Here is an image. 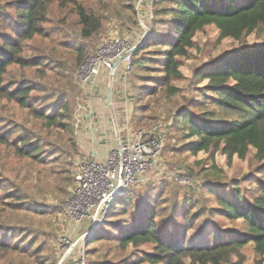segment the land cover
<instances>
[{"label":"rangeland","instance_id":"obj_1","mask_svg":"<svg viewBox=\"0 0 264 264\" xmlns=\"http://www.w3.org/2000/svg\"><path fill=\"white\" fill-rule=\"evenodd\" d=\"M5 1L0 0V6ZM82 2L100 18L99 31L91 38L83 39L74 10L51 5L47 21L42 25L44 34L25 41L20 54L25 59H39L42 64L10 66L5 77L6 83L23 81L35 86L28 95L27 106L0 100V133L12 132L8 142L0 143V243L15 242V246L26 249V245H21L22 239L12 240L13 236L23 234V239L31 244L38 242L40 257L47 264H81L82 261L106 264L123 258L134 261L141 254L151 252L150 245L122 248L118 242L107 238L87 246V239L83 246L78 242L83 235L91 234L105 224L111 216L107 213L109 207L119 194L112 197L106 212H98L101 200L95 194L89 197L81 194L75 177L91 161L101 164L103 173L106 172V160L116 150V135L124 141L129 134L142 130L156 134L159 140V149L146 172L136 174L133 183L120 191L122 194L130 190L133 195L129 205H125L123 215L108 218L109 222L120 226L138 220L142 211L154 217L163 233H172L175 228L184 227L192 214L199 212L194 229L187 234L193 239L198 231H205V221L210 219L209 209L218 208L206 196L203 188L206 184L223 183L228 191L234 183L240 184L242 190L252 188L259 180L264 181V175L259 173L264 168V160L259 162L254 150H249L245 159L234 157L230 163L218 151L212 162L208 153L193 155L181 150L188 141L174 125L176 112L188 108L206 85L205 79L196 81L195 72L227 51L264 44V26L242 42L220 40L213 26L205 27L195 35L188 56L180 59L182 78L169 82L168 86L176 90L173 94L167 91V86L155 85L162 74L151 62L147 63L149 69H133L126 78L121 76V67L114 78L108 71L101 70L97 77L84 84L79 76L82 65L76 63L74 44L80 42L87 56L94 55L100 45L111 38L129 47H138L150 30L153 12L152 0H135L133 9L124 0ZM154 88V93L147 94ZM107 89L111 103L107 101ZM134 89L142 92L135 102L129 101L128 97ZM33 106L49 115L54 110L62 113L61 124H66L68 129L47 126L43 118L33 113ZM191 112L196 114L195 110ZM21 138L40 147L37 157L42 161L17 156L16 146H21L18 143ZM96 192H105L104 182L98 184ZM15 196L20 197L21 204H32V210L37 208L44 213L38 215L12 208L11 204L16 203ZM175 206L176 212H173ZM136 210L140 212L136 214ZM241 222L221 217H215L213 221L223 233L245 231ZM63 238L72 247L62 245ZM241 253V264H254L257 259L252 244L244 247ZM236 262L232 258L226 264ZM0 264H34V261L29 254L3 252L0 248Z\"/></svg>","mask_w":264,"mask_h":264},{"label":"trees","instance_id":"obj_2","mask_svg":"<svg viewBox=\"0 0 264 264\" xmlns=\"http://www.w3.org/2000/svg\"><path fill=\"white\" fill-rule=\"evenodd\" d=\"M124 1L129 2V7L133 9L135 0ZM53 4L74 10L83 39H89L99 31L100 18L92 9L86 7L82 0H6L0 6V100L6 99L20 106H27L28 95L35 86L29 84L31 82L23 81L6 83L5 77L10 66L31 67L42 64L39 59H25L20 54L25 41L44 34L42 25L47 21L48 10ZM151 7L153 13L149 22L150 30L133 53L131 70L149 69L147 63H153L154 69L162 74L155 85L167 86L170 94L176 90L168 86L169 82L182 78L179 70L180 59L188 56L189 50L194 46L195 35L205 27L213 26L218 31L220 40L242 42L264 26V0H152ZM74 45L76 63L82 65L87 53L80 42ZM144 54L155 56L151 58ZM195 78L196 81L205 79L206 85L199 90L197 98L188 108L180 109L174 115L175 127L188 141L180 149L193 155L199 152L208 153L212 162L215 153L219 151L225 156L227 163L234 157L243 160L249 150H254L255 158L262 162L264 44L245 45L227 51L197 70ZM155 89L147 91V94L154 93ZM140 90H131L128 94L129 101L135 102L142 94ZM191 110H195L196 114H192ZM32 111L43 118L47 126L68 129L66 124H61L63 115L57 110L49 115L44 111L35 110L33 106ZM11 133H0V143L8 142ZM18 143L21 146H16L17 156L42 161V158L37 157L41 151L38 145L31 143L27 138L19 139ZM259 173L264 175V168L260 169ZM203 188L206 189V196L212 199L218 208L209 209L210 219L205 221V231H198L193 239H189L187 234L194 229L199 212L192 214L184 227L175 228L172 233H163L153 216L138 210L135 213L140 212V218L131 220L126 226L109 222L108 218L123 215L125 205H129L128 202L133 199L131 191L126 190L114 198L107 212L111 216L107 217L105 224L90 234L86 246L107 238L115 240L122 248H137L141 245L152 247L151 252L141 254L134 261L123 258L119 262L106 264H186V261L189 264H226L232 258L237 260V264H241L242 249L252 244L257 257L254 264H262L264 181L259 180L252 188L242 190L240 184L234 183L227 191L223 183L215 181ZM13 199L16 201L11 204L14 209L29 210L38 215L44 213L37 208L32 210V204H21L19 196ZM175 209L176 206L173 212ZM215 217L230 221L241 220L246 230L220 232L218 226L213 223ZM17 239H22L21 245H26V249L15 246V242H4L0 243L1 250L26 253L33 257L34 264H47V261L43 262L40 257L41 250L37 241L31 244L29 240L23 239V234L13 236L12 240Z\"/></svg>","mask_w":264,"mask_h":264},{"label":"built area","instance_id":"obj_3","mask_svg":"<svg viewBox=\"0 0 264 264\" xmlns=\"http://www.w3.org/2000/svg\"><path fill=\"white\" fill-rule=\"evenodd\" d=\"M135 47V46H134ZM129 47L118 39H109L104 42L94 55H88L82 64L79 76L84 84L90 82L91 78L99 75L101 70H106L111 78L118 73V68H122L121 76L126 78L131 72V62L133 54ZM116 140L115 151L110 153L106 160V172L103 173L102 165L91 161L82 168L76 175L75 182L78 185V191L89 197L95 194L100 201L98 212H106L110 200L115 194L121 195V190L130 186L136 174L146 172L149 168L150 160L159 149V140L152 132L139 130L134 132L123 141ZM105 179H103V177ZM104 182L105 192L97 193V186ZM107 203L106 207L104 204ZM94 220V219H93ZM90 234L83 235L78 242L83 243ZM62 245L67 244L72 247L70 242L63 238ZM81 264H85L83 261Z\"/></svg>","mask_w":264,"mask_h":264},{"label":"water","instance_id":"obj_4","mask_svg":"<svg viewBox=\"0 0 264 264\" xmlns=\"http://www.w3.org/2000/svg\"><path fill=\"white\" fill-rule=\"evenodd\" d=\"M147 37V33H145V35H144V38H146ZM136 48L137 47H134L132 50H131V53L133 54L134 52H135V50H136ZM107 101H108V103H111L110 102V97H109V89H107ZM117 134V133H116ZM116 140H117V143H118V135H116ZM118 146H119V143H118Z\"/></svg>","mask_w":264,"mask_h":264}]
</instances>
